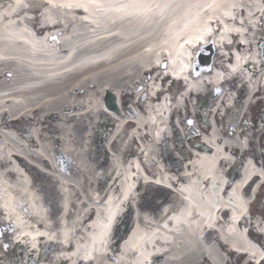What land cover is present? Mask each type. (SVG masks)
<instances>
[{"label": "bare ground", "instance_id": "6f19581e", "mask_svg": "<svg viewBox=\"0 0 264 264\" xmlns=\"http://www.w3.org/2000/svg\"><path fill=\"white\" fill-rule=\"evenodd\" d=\"M21 1L0 0V11L3 10L0 12V198L3 210H0V216H7L8 222L17 230L15 240L10 239L12 234L7 240L0 239V251L5 248L7 253L8 246L13 244L15 257V252L32 243L36 250L33 249V255H28L31 264H37L34 260L38 255L41 261L55 262L62 255L71 264L78 260H81L78 264H234L228 263L221 252L223 247L213 234L205 233L207 227L218 232L224 246L245 258L255 259L256 263L262 261L264 253L242 230L239 231L237 223L248 207L244 197L247 192L241 191L243 184L254 175L264 182L260 164L256 162V166L254 159L247 161L241 179L230 187L232 200L221 195L226 178L224 166L234 161V152L252 144L249 136L247 139L235 136L237 124L236 119L233 120L243 99L245 111L251 108V97L247 98L244 90L240 92L229 109V131L220 127L215 130L213 123V137L207 142L214 150L200 142L195 145L198 153L191 159L190 172L185 170V182L173 192L174 189L169 187L174 176L160 164L153 134L163 137L168 133V122L173 121V116H181L173 105L170 108L171 103L178 104L180 92H176L177 86L173 85L166 90L162 78L163 87L156 97L166 92L170 96L169 104L151 100L147 92L139 93L147 84V79H143L146 71L151 69L150 74H155L154 81H158L163 73L160 69L169 68L164 54L160 56L164 61L159 68L151 67L153 56L150 51L141 60L135 58L140 50L149 47V43L138 47L128 41L134 37L127 38L147 21L148 8L153 3L165 7L177 1L175 5L179 6L173 9V15L167 14L169 18L165 14L147 22L158 31L168 27L166 31L171 42H167V38L161 41H166L170 70L179 76V71L188 64L183 58L190 51L187 44L205 42L212 25L219 24L221 12H229L233 1L209 0V3L217 4V9L205 12L202 17H199L198 8L207 0L199 5L200 0H195L194 5L186 0H50L53 7H47L44 0ZM58 3L64 8L58 7ZM65 6L69 10H65ZM46 8L50 9L48 14ZM159 12L161 15L162 10ZM247 12V19L251 21H244V25L252 26V19L260 11ZM39 13L41 17H38ZM240 13L245 15V9ZM78 16H84L83 21ZM210 18L214 22L209 24L206 19ZM191 19L195 23L188 28ZM97 20L103 25L94 28ZM179 25L183 27L180 31ZM92 29L96 31L91 32ZM107 29L109 31H105ZM254 38L257 39L252 37V40ZM241 39L247 42V36L242 35ZM220 45L216 43L220 51H225L224 44ZM246 47L251 48L252 44L248 43ZM236 55L238 59L230 61L231 69L238 70L243 76L246 68L242 64L246 59ZM81 56L89 57L90 65L75 68ZM263 72L259 70L260 75L255 74L256 83L263 81ZM217 73L206 78L209 85L212 81L219 83ZM192 80L196 81L195 78ZM195 85L204 89L206 83L201 79ZM104 92L119 101L118 113L105 108L104 99L100 97ZM138 94L140 98L135 102ZM131 97L138 109L133 110L134 113L129 112L127 106ZM145 101L148 102L146 106ZM155 103L158 104L153 106ZM217 104V113L218 110L223 112V104L220 101ZM120 112L123 114L119 115ZM209 117L213 121L211 113ZM94 120H106L116 125L108 147L111 151L114 148L117 158L107 168L100 162L104 154L101 147L94 145L92 151L86 148V142L91 138L88 129ZM28 125L34 127L32 131L27 129ZM100 128L98 133L103 134L102 129L106 127L100 125ZM138 143H148L147 147L142 145L143 153L137 154ZM60 147L73 156L74 163L68 153L59 150ZM143 165H148L151 174L157 178L147 186L153 190L157 188L159 193L166 192L162 196L158 192L148 193L160 199L157 204L146 200L143 207L136 205L134 229L121 245L116 260L113 253L106 254L113 249L109 246L110 227L121 210L119 200H128V206L133 201L132 175L137 176L133 168L142 169ZM203 181H206L204 186ZM163 185L167 189L161 188ZM117 192L120 198L115 202L113 198ZM167 194L169 196H165ZM104 201L105 205L102 204ZM217 209L221 212L225 209L222 218L225 214L229 217L221 224H217ZM169 215H172V227L166 224L161 228L163 219ZM89 221L92 224L85 228ZM41 235L48 240L45 248L36 245ZM49 240L69 246L58 250ZM40 250L43 255L38 253ZM158 253L161 255H155ZM6 259V263L10 261L8 257ZM19 260L20 264L26 262L21 257ZM236 261L241 264L243 260Z\"/></svg>", "mask_w": 264, "mask_h": 264}, {"label": "rangeland", "instance_id": "374dc122", "mask_svg": "<svg viewBox=\"0 0 264 264\" xmlns=\"http://www.w3.org/2000/svg\"><path fill=\"white\" fill-rule=\"evenodd\" d=\"M45 1L50 4V6H47V7H53L54 6V3L50 2V0H45ZM186 1H188L190 3V5H194L195 4V0H186ZM202 1L203 0H200L197 5H199ZM218 1L219 0H216V2H218ZM232 1L236 2V3L238 2L239 6L232 8L231 17H238L237 21L240 24L235 23L234 21H227L226 24H223L225 26L226 33H230L232 31L234 33H236V32H239V33L246 32L248 34V36H249V37L247 36V42L248 43L254 42V39L252 40V37H253L254 34H258V36H261V34H264V22H263L262 26L261 25H260V27L257 26V21L260 20V19H259L258 16L255 17V19H256L255 22L256 23H254L252 25H253V27H255V24H256V26H257V28L259 30L256 33H254L256 30L255 31H250L249 26L248 25L247 26L244 25L243 22H244L245 19H246V21H251V20L247 19L248 18L247 15L249 16L247 10L248 11H253L254 9H259V8H260V10H262L264 8V0H232ZM20 2L22 3L21 0H20ZM176 2L174 1V2L168 3V6H167L166 10L165 11L162 10L163 14L161 13V15H160V12H159V10H160L159 9V4H152L148 8V12H147L148 13V15H147L148 18L146 20L150 21V19L152 20V18L154 20H156L155 18H158L159 16H161V18H162V15H165V14H166V18H169V16H167V14L169 15L171 13L173 15V12H174L173 9H175L177 6H179L178 4L175 5ZM261 2H262V4H260ZM88 3H90V2H88ZM102 4H105V3L102 2ZM179 4H181V2ZM57 6L64 8V5H61L60 3H58ZM204 6H208L207 7L208 11H214V10L217 9V4H214L212 2L209 3V0H207L203 4H201L200 7H204ZM254 6H257V8H254ZM205 9L199 11V17H202V16L205 15ZM243 9H245V12H246L245 15L244 14L241 15V13H240L241 10H243ZM2 11L3 10H1L0 12H2ZM49 12H50V9L48 10V8H46L45 9V13L48 14ZM40 13H39L38 17H41ZM221 14H222V12H221ZM78 17H81V18H79L80 21H82V19H84V16H78ZM222 18H225V17L222 15L220 20ZM209 20H211V18L210 19H206V21H209ZM147 21L144 22V24L141 26V29H139L138 31H135L133 33H130L131 35H128L127 38L129 39L130 37L131 38L134 37V39H130L128 41L130 42V45L131 44H135L138 47H140L145 42L149 43V47L150 48L152 47V49L148 50L147 53H149V51H150L151 56H153L152 59H151V67H152V66H154L155 63H157V60L163 54L162 52H164V51L167 52L166 51L167 50L166 49V44H165L166 41L162 42L161 41L162 38H167V42H170L171 38H169V36L166 35V33L163 31V29L161 31H158L157 27H155V28L151 27V25ZM101 25H103V24L100 23L99 21H96V25H94V28L95 27L98 28ZM106 26L107 25H105L104 27L106 28ZM160 26H161V24H160ZM212 26L213 27L215 26V28H217L219 30V28L216 26V24H213ZM107 28H108V26H107ZM90 31L91 32H95L96 30L92 29ZM105 31H109V30L107 29ZM119 33H120V31H119ZM111 35L112 34H110L109 37H107V38H110ZM187 38H189V36ZM256 38H257V41H259V38L258 37H256ZM88 40L91 41L89 38H88ZM233 40L236 43L238 41V38L233 39ZM263 42H264V39H263ZM155 43L156 44H160V45H156ZM231 49H233V47L229 48L228 50L230 51ZM250 49L252 50V48H249V50ZM142 50H144V49H142ZM142 50H140V52H139L141 54L139 57L136 55L138 60H141V58L143 56L144 52H142ZM262 51L264 53V44H263V50ZM210 53H211L210 49H206V50L201 49V50H199V52L196 54V55H198V61H199L198 62V66L205 65V66L208 67L207 59L209 58ZM245 53H247V52H245ZM251 54L254 55L255 51H252ZM251 54H248V56L250 57ZM213 57H214L213 58V61H214L213 68L214 69L216 68L217 70H219L220 68L222 69V65L225 63L224 59L220 55H218L217 53ZM79 59H83L84 60L85 58H82V56H81ZM79 64L81 66H89L90 62L89 61H84V62H81ZM150 75L153 76L152 74H150ZM144 78L145 77H143V79ZM152 81L147 84L149 89L155 87V85H154V83ZM196 88H198V87H196ZM178 90H179V86L177 85L176 92H178ZM207 91H208L209 95H212V97L211 98H207V96L206 97L204 96V97L201 98L202 99L201 102H203V103H201V106L204 105V102L206 103V105L202 106V110H199V108L197 109L196 107L192 108V110L194 109L193 111H196V113H194V116H193V114H191L193 112H192V110L190 108V112L191 113L189 115H188V113L187 114L182 113L184 115H182L181 117L175 116L174 117V121H173V125H172L173 128L171 126L172 136H171L170 140L163 141L162 144H161V147L160 146H156V148H157V156L160 158V155H162L161 156V160L164 161L171 168L175 169V171H179L180 170L181 160L179 162L178 161L176 162V160H174V157H175L174 155H177L179 158H181L180 150H182V149L184 150L185 142L187 143V141H188V143H190V145L193 144V142H194L193 139H194L195 135L192 134L190 129H189V121L191 120V123L194 124L197 127L199 125H201L202 122H201L200 118L203 117L202 118L203 120L206 119L207 114H208L212 104L214 103L213 98H214V95L216 94V90L213 91V87H210V88L207 87L205 92H207ZM106 93L107 92H104V93H102L100 95V97L102 99H104V101H103L104 102V106H105V101L107 100V94ZM127 103H128L127 106H128L129 111L132 112L131 109H133V110L136 109V107H134L132 101L128 100ZM254 110H255V108H251V110L249 111L252 114V116H254ZM121 114H123V112L119 113V115H121ZM261 114H263V116H264V113H260L259 112V114L255 115L254 120L261 118ZM188 116H189V118H188ZM250 117H251V115L249 114L248 118H250ZM263 119H264V117H263ZM98 121L94 120L93 123H92L93 126H90V128L88 129V132H89L88 134H89V136H91V138H90V140H88L86 142V148L88 150H89V148L92 149V147L94 145H97V146L101 147L102 148V152L104 154H103V157L100 158V162L101 163H105V168H107L109 164H112L113 161H115V159L117 158V155H116V153H113L114 148H112V151H111L107 147V150L110 152V155L109 156H107V155L105 156V154H107V153H106V148L103 145H104V143H106V140L107 139L109 140L110 136H112V131L114 130V128H116V125L114 126L112 123L110 124V122L109 121L107 122L106 120H104L103 122L101 121L103 126L106 125L105 126L106 128H105V130L102 129L103 130V134H101V133L99 134L98 132L101 130L99 125L101 123L98 122ZM98 123H99V125H98ZM259 127H260L259 131L257 129L258 133L257 132H253L254 133L253 135H254L256 143H257V141L259 139L260 140H264V138L261 139V137H260V133L264 130V124L262 126H259ZM168 129H169V127H168ZM245 130H247V128ZM105 131H108V132L105 133ZM249 133H251V132H249ZM252 139L253 138H251V140ZM142 144H146V143H142ZM259 144L261 146L263 144V142L259 141ZM146 145H148V144H146ZM252 145H254V144H252ZM59 150L68 153L65 149H63L61 147L59 148ZM168 150H171V153ZM63 152H61V153H63ZM68 154H69V157H71V159L73 160L74 159L73 156H71L70 153H68ZM171 154H173V155H171ZM187 155H188V160H190L191 159L190 153L188 152ZM262 158H263V161H264V157L263 156H262ZM73 163H74V160H73ZM143 191H144V189H141V191H139V193L141 195L139 194L140 197L137 200V202H138L137 204L140 207H143L145 205L146 200H149L150 202L155 201V203L157 204V198L155 199V198L151 197L152 193H150L149 195H148V193L149 192H158V191H156L155 189L153 190V188H150V187L145 189L144 193L147 192V195H144ZM159 194H160V196L163 195V193L161 191H160ZM166 196H168V195H166ZM158 200H160V199H158ZM263 207H264V191H263V193L260 196V200H257L256 205L253 207V212L256 213L258 211L257 208L261 209ZM150 209H152V208H150ZM260 214L264 215L263 211ZM125 221H126V218H125L124 222ZM121 225H122V222H121L120 226ZM119 227H118V229H119ZM119 231H120V229H119ZM13 249H14L13 246L10 245V250L8 249L9 251L7 253L4 251V253H6V254H4L2 251H0L1 252L0 255L2 257V260H0V264H3V262L5 260H7L6 259L7 257H8V259H10L9 264H13V263L20 264L19 261H21V260H15V257L20 259V257L24 256L25 254H31V253H28V252H30L29 250L25 249V252H23V253L20 252V251L15 252L16 256L14 257ZM23 258H24V260H26V263L29 264L28 256H26V257L24 256ZM38 260H40V258H38ZM44 260H45V262L47 261V263L50 264L49 260H46V259H44Z\"/></svg>", "mask_w": 264, "mask_h": 264}, {"label": "water", "instance_id": "95a60500", "mask_svg": "<svg viewBox=\"0 0 264 264\" xmlns=\"http://www.w3.org/2000/svg\"><path fill=\"white\" fill-rule=\"evenodd\" d=\"M111 105H112V107L115 109V107H114V104H113V103H111Z\"/></svg>", "mask_w": 264, "mask_h": 264}]
</instances>
